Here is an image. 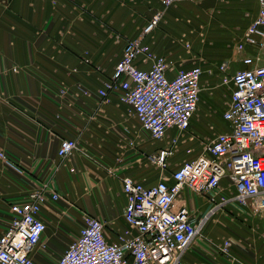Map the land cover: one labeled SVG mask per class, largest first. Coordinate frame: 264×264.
<instances>
[{
	"label": "crops",
	"instance_id": "0c3cea01",
	"mask_svg": "<svg viewBox=\"0 0 264 264\" xmlns=\"http://www.w3.org/2000/svg\"><path fill=\"white\" fill-rule=\"evenodd\" d=\"M259 8V0H184L166 9L161 0H0V152L7 156L0 157V233L12 220L11 203L48 188L40 212L46 229L32 252L33 264H56L86 213L104 222L109 240L126 231L137 234L124 216L123 178L146 186L173 182V170L197 158L202 145L175 127L162 140L153 139L117 92L104 101L99 89L112 76L126 40L141 36L155 12L164 9L144 41L167 58L170 77L202 67L191 127L199 115L206 120L223 85L220 65L213 74L210 68L223 62L245 67L242 58L250 49L239 50L237 39ZM136 64L148 69L152 60L141 56ZM176 136L175 153L163 170L148 155ZM62 138L77 139L71 156H59ZM184 193L198 220L210 215L202 230L205 240L192 243L181 264H264V225L260 235L241 229L237 217L245 211L234 199V186H224L214 199L188 187ZM226 239L232 241L229 255L218 251Z\"/></svg>",
	"mask_w": 264,
	"mask_h": 264
},
{
	"label": "built area",
	"instance_id": "2783aa9c",
	"mask_svg": "<svg viewBox=\"0 0 264 264\" xmlns=\"http://www.w3.org/2000/svg\"><path fill=\"white\" fill-rule=\"evenodd\" d=\"M180 1L184 0H161V3L166 9ZM259 3L257 17L237 43L241 51L250 49L242 58L245 67L223 77V83L231 86L222 114L227 129L204 143L197 158L173 170V182L162 179L146 186L132 176L123 178L127 198L124 216L137 234L128 236L126 231L119 240H109L104 222L86 213L78 236L56 264H181L183 253L202 234L210 215L198 220L191 213L185 187L201 197L214 199L224 186L231 185L236 191L234 199L242 208H250L249 200L255 198L264 210V0ZM164 9L155 12L141 36L126 40L112 76L99 89L104 101L117 92L120 100L133 108L143 129L156 140L166 137L173 127L179 132L190 130L203 74L202 67L196 65L168 76L167 58L154 53L145 43L144 36L159 24ZM141 56L152 60L150 68L142 69L136 64ZM219 68L227 71L231 66L223 62ZM177 142L178 136L148 157L161 169H167ZM77 146V139L62 138L58 154L71 156ZM0 157L7 158L4 152H0ZM47 190L35 189L26 201L11 203L12 220L0 233V264H33L32 252L46 229L40 212L47 201ZM52 198L58 199L59 194L52 192ZM222 201L229 202V198L223 195ZM231 246L232 241L226 239L220 250L229 255Z\"/></svg>",
	"mask_w": 264,
	"mask_h": 264
},
{
	"label": "rangeland",
	"instance_id": "374dc122",
	"mask_svg": "<svg viewBox=\"0 0 264 264\" xmlns=\"http://www.w3.org/2000/svg\"><path fill=\"white\" fill-rule=\"evenodd\" d=\"M185 1H194V0H185ZM240 38L241 36L237 39V41H240ZM185 43L186 45H188L189 42H185ZM262 57L264 60V51L262 52ZM219 65L220 64L212 65V67L210 68L213 70V72L211 71L212 74L218 71ZM230 66L231 68L227 69V71L221 70L223 77L231 76L236 70L235 68H237L236 66H233V64L232 65L230 64ZM207 71L209 72V69ZM220 88H221L220 89L221 94L218 95L217 101L211 103L210 109L204 113L206 114V118H205L206 120L203 121V115H199L198 113L199 115L198 119L200 120H198L197 123L195 124L193 123L190 130L187 131L191 134V141L198 142L199 144L202 145V150L204 147V143L210 142L211 140L215 138V136L219 132L227 129V123L222 118V114H223L224 109L226 108L227 96L228 95L230 96L231 86H229V84L223 83L222 87ZM249 203H250V208L249 207L243 208L245 212L241 213V217H237L239 219V222L237 221L238 225H240L243 231L247 230V232H251V234L253 233L252 234L253 236L255 234L260 235V233H257V231H260V228H261V231H263L264 210L262 208L261 203L255 198H250ZM249 211H252V212L248 213ZM232 229L234 230V226L232 227ZM236 230L240 232L238 227H236ZM200 240H205L204 237H202V234L200 236H197L196 239L193 241V243H196ZM218 251L221 253L219 249Z\"/></svg>",
	"mask_w": 264,
	"mask_h": 264
}]
</instances>
